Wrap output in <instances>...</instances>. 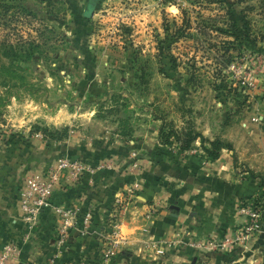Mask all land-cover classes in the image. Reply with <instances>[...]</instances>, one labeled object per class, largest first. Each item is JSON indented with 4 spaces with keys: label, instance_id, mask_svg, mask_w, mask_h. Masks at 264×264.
<instances>
[{
    "label": "rangeland",
    "instance_id": "rangeland-1",
    "mask_svg": "<svg viewBox=\"0 0 264 264\" xmlns=\"http://www.w3.org/2000/svg\"><path fill=\"white\" fill-rule=\"evenodd\" d=\"M6 2L0 147L76 129L131 136L165 121L220 129L213 138L264 181V0Z\"/></svg>",
    "mask_w": 264,
    "mask_h": 264
},
{
    "label": "crops",
    "instance_id": "crops-1",
    "mask_svg": "<svg viewBox=\"0 0 264 264\" xmlns=\"http://www.w3.org/2000/svg\"><path fill=\"white\" fill-rule=\"evenodd\" d=\"M218 130L199 129L209 139ZM201 144L196 138L193 147L200 149ZM131 150L137 151L140 163L133 172L128 168ZM61 155L92 162L110 157L114 169L106 172L105 189L94 188L86 178L56 185L51 201L78 205L80 214L91 210L94 232L83 237L73 234L70 251L50 263L58 217L43 208L34 230L23 241L26 223L19 215V191L26 175L41 172ZM241 166L234 148H223L217 158L202 163L199 154L180 149L174 139L160 142L158 125L135 129L131 136L106 129L95 134L91 129H76L64 141L49 145L40 138L7 142L0 147V244L9 239L22 243L19 258L10 264H61L71 257L99 264L101 242L96 231L107 225L115 195L136 178L138 189L121 221L128 242L121 250L127 249L126 254L117 255L119 264H264V181ZM256 199L261 230L244 247L230 251L191 248L192 239L219 237L238 228L244 220L238 205ZM169 240L175 244L168 246Z\"/></svg>",
    "mask_w": 264,
    "mask_h": 264
},
{
    "label": "built area",
    "instance_id": "built-area-1",
    "mask_svg": "<svg viewBox=\"0 0 264 264\" xmlns=\"http://www.w3.org/2000/svg\"><path fill=\"white\" fill-rule=\"evenodd\" d=\"M240 83L248 87L246 79H240ZM42 137V133L36 134ZM202 158V163H208L202 148H189ZM128 168L131 172L140 168L139 156L136 150L128 153ZM114 169V161L105 157L97 161H88L79 157L61 155L41 172H33L25 176L20 187L19 215L26 223V230L22 240L25 241L34 230L39 214L43 208H49L57 217L58 222L53 232V250L50 254V263L62 258L70 251L73 234L86 236L92 234L94 229L91 210L80 214L78 205L55 204L51 201V195L56 185L64 182L75 184L86 178L87 182L98 189L107 186L106 172ZM242 175L243 171L239 170ZM138 189V181L133 178L123 190L115 195L113 200L114 210L109 213L107 225L96 231L101 242L99 264H119L118 253L125 247L128 238L121 230V221L124 210L130 199ZM238 213L243 216L242 224L231 231L223 233L219 237H206L192 239L189 245L195 251H230L231 249L244 247L253 235L261 230L260 211L253 203H240ZM178 235V233H176ZM168 246L174 245V240L166 242ZM22 243L9 239L0 244V264H10L12 260L19 258ZM61 264H87L86 259L77 261L75 258L61 260Z\"/></svg>",
    "mask_w": 264,
    "mask_h": 264
},
{
    "label": "trees",
    "instance_id": "trees-1",
    "mask_svg": "<svg viewBox=\"0 0 264 264\" xmlns=\"http://www.w3.org/2000/svg\"><path fill=\"white\" fill-rule=\"evenodd\" d=\"M47 1V0H42ZM0 4L6 6L7 2L6 0H0ZM93 5V0H89L88 3V10H90ZM88 13V11H86ZM222 43L226 46L231 43L228 39H223ZM4 54L6 56H9V51L5 47ZM232 59V54L227 52L221 55L215 56V62H217L219 65L227 64ZM196 138H199L201 140V148L204 151V154L207 159H214L217 158L220 155V152L223 148H232V145L230 142L223 141L220 138H213V139H207L205 138L202 133L196 129H193L192 127H176L171 122H165L162 121L159 126V139L162 143H170L172 139H174L178 147L182 150L189 149L193 147V142ZM207 141L208 144H204V141ZM110 171V170H108ZM106 174V173H105ZM259 204L258 200H255V205L258 206Z\"/></svg>",
    "mask_w": 264,
    "mask_h": 264
},
{
    "label": "water",
    "instance_id": "water-1",
    "mask_svg": "<svg viewBox=\"0 0 264 264\" xmlns=\"http://www.w3.org/2000/svg\"><path fill=\"white\" fill-rule=\"evenodd\" d=\"M91 10V9H90Z\"/></svg>",
    "mask_w": 264,
    "mask_h": 264
}]
</instances>
